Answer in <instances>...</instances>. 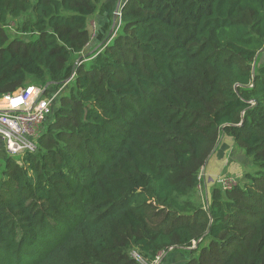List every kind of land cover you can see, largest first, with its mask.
Returning <instances> with one entry per match:
<instances>
[{
    "label": "trees",
    "instance_id": "trees-1",
    "mask_svg": "<svg viewBox=\"0 0 264 264\" xmlns=\"http://www.w3.org/2000/svg\"><path fill=\"white\" fill-rule=\"evenodd\" d=\"M112 9L0 0V95L68 85L0 159V264H264V0H124L110 32ZM222 135L255 170L195 203Z\"/></svg>",
    "mask_w": 264,
    "mask_h": 264
},
{
    "label": "built area",
    "instance_id": "built-area-1",
    "mask_svg": "<svg viewBox=\"0 0 264 264\" xmlns=\"http://www.w3.org/2000/svg\"><path fill=\"white\" fill-rule=\"evenodd\" d=\"M45 90L30 85L21 87L17 93L0 95V142L7 155L18 156L36 151L42 123L50 115L51 104L57 97L54 92L44 94ZM216 181L225 188L234 184L233 180L227 181L226 178ZM157 260L152 264H156Z\"/></svg>",
    "mask_w": 264,
    "mask_h": 264
},
{
    "label": "rangeland",
    "instance_id": "rangeland-1",
    "mask_svg": "<svg viewBox=\"0 0 264 264\" xmlns=\"http://www.w3.org/2000/svg\"><path fill=\"white\" fill-rule=\"evenodd\" d=\"M112 1L114 4V9L109 11L108 14L112 16L111 26L113 25L114 28L115 25L116 27L119 25V20L117 19L119 17L118 8L124 0ZM105 21V18H101L97 14H94L89 18L88 28L90 32V39L92 42L80 55L81 57L84 58L87 54H90L93 48H96L97 42L95 41V37L99 28ZM20 22L21 19L8 20V24L4 29L8 34L9 39L17 37L18 39L22 37L23 40L28 39L27 36L21 35L18 30ZM261 56L264 59V50ZM30 85L38 86L31 81H28L25 87ZM67 88L68 85L66 83L56 88L55 90H52L51 92H54L57 96H60L62 93L67 92ZM226 138L227 137H223V135L221 136L220 143L217 149L214 151L215 154L213 152L210 156L212 157V159L209 163L208 171L205 170V166L199 171V183L196 186V192L191 197V200H193L195 203L204 205L205 202L210 198V190L213 186L223 187L216 181L218 178H226L227 181L233 180L234 184H241L245 179L246 172H252L255 170V167L252 166L249 158L245 156L243 147L241 145L235 144L233 140ZM2 158L3 157L0 155V159ZM164 254H166V252H161L157 261H160Z\"/></svg>",
    "mask_w": 264,
    "mask_h": 264
},
{
    "label": "crops",
    "instance_id": "crops-1",
    "mask_svg": "<svg viewBox=\"0 0 264 264\" xmlns=\"http://www.w3.org/2000/svg\"><path fill=\"white\" fill-rule=\"evenodd\" d=\"M223 137H227V136H223ZM227 138H229V137H227ZM229 139H231V138H229ZM214 154H215V152H214ZM0 155L3 157V159L7 156L1 142H0ZM211 159H212V157H210L208 159L207 163L204 165L205 166L204 168L207 171H208L209 163H210ZM161 259H163L162 264H180L187 259V255L185 252L174 251V252L164 254Z\"/></svg>",
    "mask_w": 264,
    "mask_h": 264
},
{
    "label": "water",
    "instance_id": "water-1",
    "mask_svg": "<svg viewBox=\"0 0 264 264\" xmlns=\"http://www.w3.org/2000/svg\"><path fill=\"white\" fill-rule=\"evenodd\" d=\"M112 29H113V25L111 26L110 32L112 31ZM71 76H72V75H71ZM71 76H70L69 78H67L65 81H62V84H64V83H66L67 81H69L70 78H71ZM50 84H52V82H50V81L47 82V83L45 84V86L43 87V91H44L45 89H47V87H48ZM18 90H19V89H18ZM18 90H16L15 93H17ZM41 94H42V92L38 95L37 99L41 96ZM196 244H197V242H194V245H193L192 247H194Z\"/></svg>",
    "mask_w": 264,
    "mask_h": 264
}]
</instances>
